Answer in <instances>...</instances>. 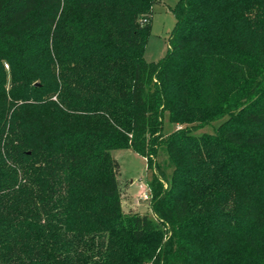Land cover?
Segmentation results:
<instances>
[{
	"label": "trees",
	"instance_id": "trees-1",
	"mask_svg": "<svg viewBox=\"0 0 264 264\" xmlns=\"http://www.w3.org/2000/svg\"><path fill=\"white\" fill-rule=\"evenodd\" d=\"M162 1L0 0V264H264V0H179L149 62Z\"/></svg>",
	"mask_w": 264,
	"mask_h": 264
},
{
	"label": "rangeland",
	"instance_id": "rangeland-1",
	"mask_svg": "<svg viewBox=\"0 0 264 264\" xmlns=\"http://www.w3.org/2000/svg\"><path fill=\"white\" fill-rule=\"evenodd\" d=\"M179 0H163L155 4L152 14V30L149 36L144 55L149 62L158 61L167 55L169 50L170 35L176 26L173 12ZM6 66V65H5ZM9 70V67H6ZM164 133H171L175 124L170 121L168 113L164 115ZM221 120L213 122L203 129L196 131L198 134L205 132L214 133ZM112 155L120 163L119 183L123 189V209L125 212L151 213L150 199H145L142 194L150 189L149 183L154 174L163 170L169 177L173 167L168 164L167 153L161 149L154 159L157 167H149L143 155L131 148H120L112 151ZM168 183H165L167 187Z\"/></svg>",
	"mask_w": 264,
	"mask_h": 264
},
{
	"label": "built area",
	"instance_id": "built-area-1",
	"mask_svg": "<svg viewBox=\"0 0 264 264\" xmlns=\"http://www.w3.org/2000/svg\"><path fill=\"white\" fill-rule=\"evenodd\" d=\"M6 67H9V65L8 64H6ZM142 196L145 198V199H150V193H149V190H147L146 192H144L143 194H142Z\"/></svg>",
	"mask_w": 264,
	"mask_h": 264
},
{
	"label": "crops",
	"instance_id": "crops-1",
	"mask_svg": "<svg viewBox=\"0 0 264 264\" xmlns=\"http://www.w3.org/2000/svg\"><path fill=\"white\" fill-rule=\"evenodd\" d=\"M161 3H162V2H161ZM175 126H176V125H175ZM177 127H178V126H177ZM177 127H176V128H177ZM174 129H175V128H174ZM174 129H173V130H174Z\"/></svg>",
	"mask_w": 264,
	"mask_h": 264
}]
</instances>
